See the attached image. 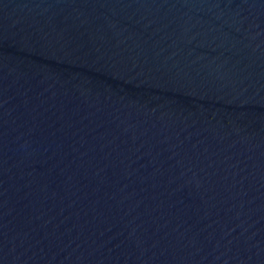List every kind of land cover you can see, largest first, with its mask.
I'll list each match as a JSON object with an SVG mask.
<instances>
[{
	"label": "water",
	"instance_id": "1",
	"mask_svg": "<svg viewBox=\"0 0 264 264\" xmlns=\"http://www.w3.org/2000/svg\"><path fill=\"white\" fill-rule=\"evenodd\" d=\"M0 264H264V0H0Z\"/></svg>",
	"mask_w": 264,
	"mask_h": 264
}]
</instances>
